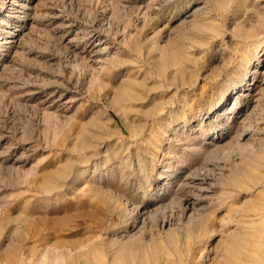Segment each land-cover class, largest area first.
I'll return each mask as SVG.
<instances>
[{
	"label": "rangeland",
	"instance_id": "rangeland-1",
	"mask_svg": "<svg viewBox=\"0 0 264 264\" xmlns=\"http://www.w3.org/2000/svg\"><path fill=\"white\" fill-rule=\"evenodd\" d=\"M252 172L264 0H0V264H224Z\"/></svg>",
	"mask_w": 264,
	"mask_h": 264
},
{
	"label": "bare ground",
	"instance_id": "bare-ground-1",
	"mask_svg": "<svg viewBox=\"0 0 264 264\" xmlns=\"http://www.w3.org/2000/svg\"><path fill=\"white\" fill-rule=\"evenodd\" d=\"M174 60L175 62L178 61L177 57H175ZM116 110L119 109L116 107ZM136 163L137 167L135 169L138 168L139 172L145 171L147 165L145 159L139 158ZM251 174L252 177H258L259 179H262L261 185L263 186V188L259 190V193H264V173H262L261 175L260 173L252 172ZM147 177H150L149 174ZM249 207L252 213L246 214V216H244V219H240L239 223L237 224L236 236L232 240L228 254L224 257V264H264V247L256 248L251 244L253 243V241L255 242V240L264 243V226L262 227V224L257 223L255 218V216H259L262 219L264 218V198H262L260 202L258 200L253 201L251 205H249ZM242 222H247V224L244 225ZM241 235L246 240L241 242ZM126 247L127 245L125 243H120L116 247L115 253L118 256V259L124 261L128 260L126 254L124 253ZM251 250L255 251L258 256H256L257 254L255 255L254 253L249 252Z\"/></svg>",
	"mask_w": 264,
	"mask_h": 264
}]
</instances>
